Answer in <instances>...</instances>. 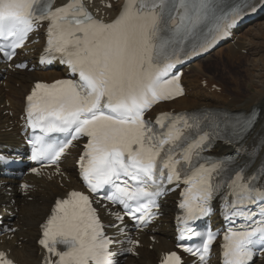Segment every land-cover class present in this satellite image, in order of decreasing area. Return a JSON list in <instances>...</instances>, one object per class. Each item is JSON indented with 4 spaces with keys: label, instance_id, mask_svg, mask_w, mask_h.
<instances>
[{
    "label": "snow or ice",
    "instance_id": "snow-or-ice-1",
    "mask_svg": "<svg viewBox=\"0 0 264 264\" xmlns=\"http://www.w3.org/2000/svg\"><path fill=\"white\" fill-rule=\"evenodd\" d=\"M105 6L113 7L111 3ZM224 7L223 0H125L117 15L105 21L89 10L87 0H67L59 5L57 0H0V53L10 60L29 34L47 22L40 63L58 60L78 76V80L37 82L26 97L32 129L45 135L67 134L63 143H47L44 135L30 141L33 160L54 163L72 140L87 136L80 157L83 181L93 193L108 186L111 194L106 199L122 205L132 219L144 225L154 217L165 184L183 182L187 187L179 205L184 210V216L178 218L183 225L179 240L186 234L201 235L190 222L211 213L214 195L225 189L235 197L231 205L234 214L250 223L242 230L225 233L224 264H248L252 255L248 245L254 243L253 238L264 244V168L258 175H245L241 170L220 178L222 161L206 166L208 161L199 159L207 133L194 138L198 124L169 113H161L155 121L145 119L153 105L184 94L179 75L167 78L182 62L181 54L187 57L206 50L227 35V28L244 9L255 11L246 2L243 8L237 5L227 12ZM32 171L39 173L36 168ZM249 205H257L259 212ZM116 219L123 222L124 218L116 213ZM41 227L39 244L46 250L43 264H117L113 245L118 241L105 234V226L83 192L71 191L66 199L57 200ZM214 238L209 231L202 248L185 250L199 254L204 264ZM138 243L127 239L129 246L123 251L133 252ZM0 264L14 261L0 251ZM162 264L183 261L171 251Z\"/></svg>",
    "mask_w": 264,
    "mask_h": 264
},
{
    "label": "bare ground",
    "instance_id": "bare-ground-1",
    "mask_svg": "<svg viewBox=\"0 0 264 264\" xmlns=\"http://www.w3.org/2000/svg\"><path fill=\"white\" fill-rule=\"evenodd\" d=\"M119 3L120 2L113 4L112 10H108V13L111 15L115 14L119 7ZM257 23L258 22H255V24ZM249 27L250 26H248V28ZM261 32L262 31L257 34H260ZM247 43L248 41L242 34L234 45L228 44L224 47L228 49L229 57H231L234 53H237V49H247ZM224 47L219 48L215 53H220ZM216 54L213 58L214 60L210 59L211 56L208 57V63L215 62V59L217 61L219 54L218 56ZM228 60L230 59L228 58ZM229 62L235 64L233 61ZM255 65H257L256 69L254 65V67L252 66L257 73H255L257 77L253 76L252 78L254 90L237 92L232 91L235 89L229 88L226 85L223 86L224 93L217 90L212 91V88L208 85L206 87H200L197 83V76L200 73H206L204 72L203 65L196 66L186 78V81L189 84V89H191L190 94L189 96L179 99L178 104L180 106H186L191 103L199 105L207 104L214 100L231 109L237 108L248 111L251 107L258 106L264 111V56H261V60L256 62ZM207 73L209 74V72ZM235 73L236 71L233 70L229 75L231 76ZM61 75V72L52 70L24 71L16 74L7 72V78L0 80L1 143L19 144L18 115L22 111L24 105L23 97L31 88L32 82L35 79L50 80ZM235 84L238 86L239 82L236 81ZM252 92L258 95V98L246 97L248 95H253ZM6 110L11 111L13 115L10 116L9 113L6 114ZM63 173L64 174L54 177L51 181L44 177H31L32 183L37 186V190L30 194V196H32L31 201L27 200L25 197H21L16 190L12 192L11 197L5 195L0 196V202L7 206L12 204V200H15V205L12 208L15 210V207H17L18 209L13 221L19 230L15 233L13 239L0 246V249H10L12 251V256L16 259L18 264H40L42 254L40 248L36 244L40 232L39 225L50 212L51 206L56 197L65 196L69 188L81 187L79 181L76 179L73 159L71 157L66 158V161L63 164ZM164 211L166 212V215L163 219L162 226L152 234L155 241L152 242L147 235L143 234V245L138 249L139 255L137 257H131L127 264H154L161 257L163 251L172 247L171 217L174 207L171 200H168L165 204ZM17 241H20V245H18ZM149 247H152L153 250H149Z\"/></svg>",
    "mask_w": 264,
    "mask_h": 264
},
{
    "label": "rangeland",
    "instance_id": "rangeland-1",
    "mask_svg": "<svg viewBox=\"0 0 264 264\" xmlns=\"http://www.w3.org/2000/svg\"><path fill=\"white\" fill-rule=\"evenodd\" d=\"M261 21L262 22L260 24L255 25L252 29L248 28L250 30L246 34L247 35L249 34V36H247V37L244 36V38L248 41L247 49L248 50L253 49V51H251L249 53L246 52V53L239 54V56H237V55L233 56L235 59L239 60L238 64L230 63L225 52H223V53L220 52L221 53L220 57L224 56V59H220L216 63L212 62L213 64L215 63L213 70H214L217 78H219L222 82L224 81V82L228 83L229 85H227V87L235 89L232 91L247 92V91L254 90L252 78H253V76H256L255 75L256 70H254V72H253L252 66L254 65L255 69H256L257 65H255V63L259 62L261 60V56H264V18L261 19ZM256 22H258V21H256ZM251 26L252 25H250V27ZM260 31H262V32L260 34H257ZM255 41L259 44V49L253 47V43L255 46ZM250 47H253V48L251 49ZM218 54H216V55L218 56ZM258 54H260V55L258 56ZM218 58H219V56H218ZM215 61H216V59H215ZM238 65L241 66L244 71H246V74L244 75L243 79L240 81H238V80L241 78V72L238 69ZM233 70L236 71V73L234 75H231V78H232L233 82H236V81L239 82L238 86H236V84L232 85L230 83V81L228 80V74H231L233 72ZM204 72L206 74H208L207 73L208 71L206 69L204 70ZM226 73H228V74H226ZM230 85H232V86H230ZM246 97L258 98V95L253 93V95H248Z\"/></svg>",
    "mask_w": 264,
    "mask_h": 264
}]
</instances>
